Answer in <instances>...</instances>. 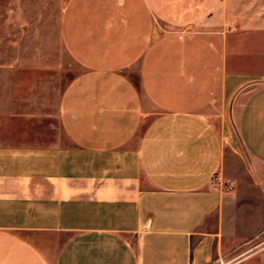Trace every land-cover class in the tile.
<instances>
[{
	"label": "crops",
	"instance_id": "obj_1",
	"mask_svg": "<svg viewBox=\"0 0 264 264\" xmlns=\"http://www.w3.org/2000/svg\"><path fill=\"white\" fill-rule=\"evenodd\" d=\"M41 1L80 69L62 141L0 143V264H264V44L227 0Z\"/></svg>",
	"mask_w": 264,
	"mask_h": 264
},
{
	"label": "rangeland",
	"instance_id": "obj_2",
	"mask_svg": "<svg viewBox=\"0 0 264 264\" xmlns=\"http://www.w3.org/2000/svg\"><path fill=\"white\" fill-rule=\"evenodd\" d=\"M35 2L34 36H11L10 29L4 28L0 37V136L4 138L0 143L25 148L62 141L58 100L63 88L80 69L57 41L54 6L52 11H45L41 0ZM9 3L10 0H0V17L4 14L2 7ZM227 4L228 19L240 20L244 37L253 31L251 39L258 47L263 45L264 0H227ZM249 25L258 29L245 27ZM227 27L230 29L229 24ZM257 60L254 69L264 72V57L258 56ZM225 119L227 129L235 136L231 108L227 109ZM219 175L218 182L212 185L223 189L227 181Z\"/></svg>",
	"mask_w": 264,
	"mask_h": 264
},
{
	"label": "built area",
	"instance_id": "obj_3",
	"mask_svg": "<svg viewBox=\"0 0 264 264\" xmlns=\"http://www.w3.org/2000/svg\"><path fill=\"white\" fill-rule=\"evenodd\" d=\"M218 179H219L218 177H214L213 182L216 184L218 182Z\"/></svg>",
	"mask_w": 264,
	"mask_h": 264
}]
</instances>
